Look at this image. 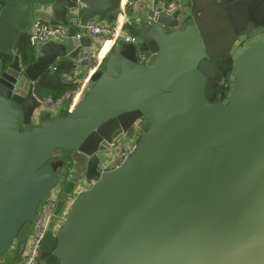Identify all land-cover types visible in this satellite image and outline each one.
<instances>
[{"label": "water", "instance_id": "95a60500", "mask_svg": "<svg viewBox=\"0 0 264 264\" xmlns=\"http://www.w3.org/2000/svg\"><path fill=\"white\" fill-rule=\"evenodd\" d=\"M120 1L0 0V257L13 246L20 256L58 184L55 151L84 157L85 170L136 131L130 156L100 171L44 236L38 264H264V0H189L182 21L176 12L124 24L138 45H115L73 111L30 126L36 85L90 44L69 38L23 58L36 7L66 26L78 3L83 24L118 22Z\"/></svg>", "mask_w": 264, "mask_h": 264}, {"label": "built area", "instance_id": "2783aa9c", "mask_svg": "<svg viewBox=\"0 0 264 264\" xmlns=\"http://www.w3.org/2000/svg\"><path fill=\"white\" fill-rule=\"evenodd\" d=\"M83 4H77L75 8L69 9L67 15L66 26H50L43 19L34 15L29 32L26 35L28 47L36 54L38 48L44 44L55 43L64 44L67 39H75L80 41L87 38L90 41L88 47H78V55L72 62V69L62 75L61 83L68 87V89L59 96H45L39 97L33 92L36 101V108L34 109L30 126L38 125L40 115L46 113L49 117H56L60 115L61 110L67 109V114L74 110L73 103L77 94H80L79 101L87 91V87H83L79 81V76L82 72H90V76L95 75L104 64L105 58L111 48L120 44L138 45V38L124 28V24L131 25L136 28L141 24L152 25L157 22L158 16L163 14L165 16H172L178 12V19H181L183 12H189V0H125L124 3V17L125 21L122 23L112 22L107 20H98L91 18L84 24L81 21V9ZM37 14L44 12L45 8L38 6ZM184 20V19H183ZM74 29V33L69 37V29ZM113 40L112 46L106 55L99 60V53L104 44ZM56 72V64L49 69L48 74ZM87 74V73H86ZM220 92L221 95L225 93L227 87V71L221 70ZM92 78V77H91ZM88 82L91 84V79L88 77ZM138 136L136 131L132 135H121L112 141L107 151L103 153L100 169L104 171L110 166L116 168L120 166L125 159L130 156L135 148ZM59 184V183H58ZM56 185L52 189L45 201L40 203L37 208L34 220L31 225V231L27 236L24 248L20 254L18 264H38V256L40 251V244L47 233L54 235L62 225L65 214L73 198L84 192V189L79 184L74 189V192L67 200L55 216V221L52 222V217L56 207V203L60 197L61 187ZM12 249H10L11 251ZM9 251V252H10ZM8 252V253H9Z\"/></svg>", "mask_w": 264, "mask_h": 264}, {"label": "rangeland", "instance_id": "374dc122", "mask_svg": "<svg viewBox=\"0 0 264 264\" xmlns=\"http://www.w3.org/2000/svg\"><path fill=\"white\" fill-rule=\"evenodd\" d=\"M190 15V13L187 12H183L181 14V19H185L186 17H188ZM112 23V22H111ZM113 24V23H112ZM102 59V57L100 58ZM104 64L101 66L100 70L96 73L98 76V74L102 71ZM92 84V83H91ZM90 84V86H91ZM89 86V87H90ZM75 106V105H74ZM73 106V107H74ZM147 129L146 126L139 128V132H143ZM75 156L74 153H70L69 151L66 150H57L53 153V155L51 156L50 161L51 162H62V168H57L56 172L58 174L59 177V184L58 186H61L60 189V197L62 200H67L68 197L74 192V189L76 188V186H78L79 184L82 183V188L84 190H86L87 187H89L91 185V183H93L95 181V179H97L99 177V173L101 171L100 166L102 163V160L104 159V155L103 154H96L93 157L89 158L87 160L88 165H86V169L83 170V164H81V162L85 163V158L76 155L75 159H78V161H80L76 167L77 172L69 174L70 170L73 167V163H72V157ZM113 166L108 167L105 170H112ZM76 180V181H72L69 184L67 183L70 180ZM11 252L13 253V256H16V248L15 246L12 247Z\"/></svg>", "mask_w": 264, "mask_h": 264}, {"label": "trees", "instance_id": "16d2710c", "mask_svg": "<svg viewBox=\"0 0 264 264\" xmlns=\"http://www.w3.org/2000/svg\"><path fill=\"white\" fill-rule=\"evenodd\" d=\"M19 53L22 57L29 60L33 57L32 50L28 47L26 37L19 46ZM72 69V63L60 60L56 63V72L44 76L35 87L34 93L39 97H56L65 92L68 87L61 83L62 75ZM227 71V70H226Z\"/></svg>", "mask_w": 264, "mask_h": 264}, {"label": "crops", "instance_id": "0c3cea01", "mask_svg": "<svg viewBox=\"0 0 264 264\" xmlns=\"http://www.w3.org/2000/svg\"><path fill=\"white\" fill-rule=\"evenodd\" d=\"M38 10H39V8L36 7V9H35V15H37ZM44 11H46V9ZM110 47L111 46H108V47L103 46L101 52L99 53L100 54V57L103 58L106 55V53L108 52V50L110 49ZM62 60H64L65 62H70V63L73 62V60H71L69 58L62 59ZM86 73L82 72L81 75L78 78H79V81L82 83V86L84 88L87 87V89H88L89 86H90V83L88 82L87 76L89 75L90 72H86ZM66 111H67V109L64 108L63 110H61L60 115L67 114ZM80 185H82V183ZM18 261H19L18 255L16 254V256H13V253L11 251L9 253H7L6 255L0 257V264H18Z\"/></svg>", "mask_w": 264, "mask_h": 264}, {"label": "bare ground", "instance_id": "6f19581e", "mask_svg": "<svg viewBox=\"0 0 264 264\" xmlns=\"http://www.w3.org/2000/svg\"><path fill=\"white\" fill-rule=\"evenodd\" d=\"M124 3H125V0H121L120 1V13H121V17L119 18V23H122L123 21H125V17H124V13H123V10H124ZM112 43H113V40H110L107 44H104L105 47H108V46H112ZM100 54H99V60H100ZM90 73H92V71H90ZM89 73V75H90ZM88 75V76H89ZM87 76V78H88ZM79 97H80V94H77V96L75 97V100H74V103H73V108H75L79 102Z\"/></svg>", "mask_w": 264, "mask_h": 264}, {"label": "flooded vegetation", "instance_id": "af4514ba", "mask_svg": "<svg viewBox=\"0 0 264 264\" xmlns=\"http://www.w3.org/2000/svg\"><path fill=\"white\" fill-rule=\"evenodd\" d=\"M224 71H226V70H224ZM50 257H48V259H49ZM49 264H52V260H51V258L49 259Z\"/></svg>", "mask_w": 264, "mask_h": 264}]
</instances>
